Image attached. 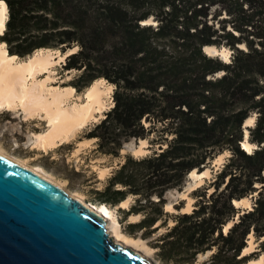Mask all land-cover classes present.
<instances>
[{
    "label": "trees",
    "instance_id": "obj_1",
    "mask_svg": "<svg viewBox=\"0 0 264 264\" xmlns=\"http://www.w3.org/2000/svg\"><path fill=\"white\" fill-rule=\"evenodd\" d=\"M3 3L9 19L1 40L11 54L76 49L63 64L77 71L75 87L101 78L115 86L114 104L86 134L97 140L98 151L118 154L128 141L149 140L152 152L127 155L99 191L102 203L114 205L136 196L131 209L122 211L144 217L128 224L129 233L144 229L142 237H150L161 216L169 215L166 193L182 190L190 172L202 170L219 151L233 150L209 185L214 191L208 199L204 191L198 207L177 214L153 246L174 264L192 263L208 250L214 252L201 264H244L247 236L264 234V0ZM148 19L153 22L144 24ZM207 45L230 46L232 61L208 55ZM256 110L248 140L258 147L247 152L241 146L243 124ZM251 195L252 209L224 233L240 212L233 201Z\"/></svg>",
    "mask_w": 264,
    "mask_h": 264
},
{
    "label": "rangeland",
    "instance_id": "obj_2",
    "mask_svg": "<svg viewBox=\"0 0 264 264\" xmlns=\"http://www.w3.org/2000/svg\"><path fill=\"white\" fill-rule=\"evenodd\" d=\"M225 16L228 15L224 14L223 16L220 17H225ZM8 19H9V9H8ZM218 24L219 23H217V26ZM228 27H230V25ZM220 48L221 49L227 48L229 50L228 59L224 60V58L221 55H218L217 57L225 62H231L234 56V49L227 45H223ZM53 50H59L60 53L59 52L58 53L59 54L62 53L60 49H53ZM35 51L36 50H34L31 54H27L25 56H20V55L18 56H20L21 58H26L29 55H32ZM57 54L55 55V57L58 58L59 55ZM65 60L66 59L64 58L63 60L57 62L53 66L54 76H53V80L51 81L52 83H50L49 86L55 85L61 88L66 86L75 87L73 84V80L75 79L77 71L64 70L63 64L65 63ZM221 74H223V72L216 74V76H220ZM46 75L47 73H44L39 78L44 79ZM87 88L88 87L78 89L77 87H75L76 94H82L83 100L86 99L84 94ZM113 91L110 96H107L108 106L105 109L104 114L106 111L110 109L111 103H113L112 102ZM76 100L77 99L73 101ZM24 115L25 114L21 109H16V110L0 109V147L3 148L5 151H7V153H9L10 155H14L18 158H21L22 160H25L31 166L33 165V166L42 167L48 174H51L55 179L61 181L64 188L70 195L72 194L83 195L84 199L88 202H93L96 204L102 203L101 200H99V191H102L105 188V186L108 183V180L113 176L115 171L118 168H120V166L124 163V161L127 158V155L130 154L134 157H141L143 155H146L147 153L152 152V148L150 147L144 148L143 152H139V153L136 152L135 148L140 146L139 140L141 139L139 140L133 139L131 141L126 142L118 154H107L98 151L96 139L86 143L85 142L81 143L86 139H90L87 137L86 134L90 131V129L94 126V124L99 122L105 116H101V117L98 116V119L90 120L83 128H81L78 131V133H76V135H74L69 140L65 141L62 145H59L55 149L45 151L43 149L34 147L33 141L35 139L34 133L42 132L47 128L48 125L47 121L42 116L36 117L34 119L31 118L29 120H24ZM251 116L255 117L254 122L249 128H246L247 130H245L244 132V139H243L244 141L246 137L247 139L249 138L250 128L256 126L257 119L259 117V112L257 110L252 111L248 117ZM244 125L245 122L243 126ZM146 140L148 143L149 140L148 139ZM255 147L258 146L256 145ZM255 147L252 148L251 152L254 149H256ZM220 155H222L221 159L217 160ZM233 155H234L233 150L225 149L219 151L214 156L213 159L208 160V162L205 164L207 166L205 169L207 168L210 169V174L208 177L204 179L202 185H200L199 187L197 186L196 188L193 187V189L188 191V187L190 186L191 183H193V180H190L189 177H187L186 185L183 187L182 190L173 189L168 191L166 193V205L168 203H172L174 209L171 208L170 210H168L166 208V205L164 206V212H167L169 215L161 216L158 222L153 226L154 228L159 226L158 229H156V231L153 232L150 237L147 238L142 237V234L144 233L143 232L144 229L136 230L133 234L129 233L128 231L127 226L129 223L140 222L144 217L143 214L144 212L143 213L132 212L131 214H126V212L122 211V210L129 211V209H131V206L135 203L136 196L129 195L127 197L128 201L125 206L120 205V203L117 205L106 203L110 208L114 210L115 221L119 223L120 230H122L123 233L127 235H130L138 239H142L145 245L150 247L151 250L146 251V247L141 248V247H136L134 245L131 246L129 245V246L132 247L133 250L135 251L137 250L136 252L141 253L143 256H145L148 260L152 261L154 264H174L173 262H168L163 260L159 256L158 248L153 246V241L156 238H159L165 232H167L169 228L175 224V216L177 214L184 212L182 209L186 207L189 199L183 198L180 192H187L188 193L187 196L192 198V207H193L191 210L192 212L193 209L198 207L197 206L198 202L203 197L202 195L204 191H207L206 199H208L209 195L214 191V187L209 185L211 184V182H213L216 179L218 173L223 169L224 165L233 157ZM103 169L107 170V172L104 174L102 172ZM248 198L250 199L249 202L250 207L248 208L246 206L240 205L241 206L239 208L240 212L236 216L237 218L239 214H242L246 209H252L254 202L253 196L251 195ZM177 206L179 208H177ZM147 210L148 212L152 213V211H154L155 209L148 207ZM157 212H155V214ZM232 221L233 220H230L229 222ZM225 227L226 225L223 227L224 233L228 230V229L226 230ZM248 237L249 235L247 236L246 239L247 245L249 244ZM263 237L264 234L260 238L253 234L255 249L246 254L242 253V256L245 255L247 256L246 262L252 259H257L264 253V241H261L263 240ZM213 252L214 250H208L204 253H199L196 256L194 262L188 264H201L203 261L210 259L211 254Z\"/></svg>",
    "mask_w": 264,
    "mask_h": 264
},
{
    "label": "water",
    "instance_id": "obj_3",
    "mask_svg": "<svg viewBox=\"0 0 264 264\" xmlns=\"http://www.w3.org/2000/svg\"><path fill=\"white\" fill-rule=\"evenodd\" d=\"M111 235L103 216L0 154V264H154Z\"/></svg>",
    "mask_w": 264,
    "mask_h": 264
},
{
    "label": "bare ground",
    "instance_id": "obj_4",
    "mask_svg": "<svg viewBox=\"0 0 264 264\" xmlns=\"http://www.w3.org/2000/svg\"><path fill=\"white\" fill-rule=\"evenodd\" d=\"M0 12H2L3 25L0 27V37L5 32L6 23L8 20V11L5 4H0ZM152 19H148L143 23H152ZM242 45V44H241ZM206 52L211 55H221L224 60L228 59L229 50L222 48L219 52L216 46L207 45L204 47ZM75 49H70L65 54H59V50L52 48H39L26 58H21L16 54L9 52L7 43L0 40V109L23 111L24 120L34 119L42 116L48 123L47 128L42 132L34 133V147L49 151L62 145L65 141L72 138L78 131L83 128L90 120L98 119V116H104V111L107 108V96H110L114 85L108 83L104 78L94 81L85 91V100L82 94H76V89L73 86L59 87L50 85L53 80V66L63 60L70 52ZM59 52V53H58ZM58 53V54H57ZM59 57H55V55ZM230 58V57H229ZM47 73L44 79L39 78L42 74ZM75 97V98H74ZM77 99L76 101H73ZM113 102V101H112ZM114 103H111L112 106ZM253 116L248 117L245 124L252 125L254 122ZM247 135V134H246ZM248 136V135H247ZM247 139V137H246ZM95 138L86 139L81 143H86ZM243 142V149L251 152L256 144L248 141ZM147 144L146 139L140 140V146L135 148L136 152H143ZM0 154L17 162L18 164L31 169L32 171L40 174L51 182L57 184L60 188H64L61 181L55 179L51 174H48L40 166H31L25 160L10 155L3 148L0 147ZM222 155L219 156L221 159ZM103 174L107 172L106 169L102 170ZM210 174V169H205L198 172L196 169L192 170L189 174V179L193 183L188 187V191L202 185L204 179ZM105 176V175H104ZM183 198L189 199L188 204L182 210L184 212H191L192 198L188 197L187 192H180ZM73 197L79 199L88 207L96 211L98 214L106 219L107 227L115 238V242L127 246L134 245L136 247L144 248L146 251L151 250L146 246L142 239H138L123 233L120 230L119 223L115 221L114 210L106 203L96 204L88 202L84 199L83 195L72 194ZM128 199L120 202V205L125 206ZM237 206L243 205L250 207V199L244 197L241 200H234ZM166 208L170 210L173 208L172 203H168ZM112 221V223H111ZM232 222L226 224L227 230ZM264 238V237H263ZM253 234H249L248 245L243 249V254L249 253L254 250ZM137 251V250H136ZM244 264H264V253L257 259H252Z\"/></svg>",
    "mask_w": 264,
    "mask_h": 264
},
{
    "label": "snow or ice",
    "instance_id": "obj_5",
    "mask_svg": "<svg viewBox=\"0 0 264 264\" xmlns=\"http://www.w3.org/2000/svg\"><path fill=\"white\" fill-rule=\"evenodd\" d=\"M0 4H3V0H0ZM2 12H0V27L3 25Z\"/></svg>",
    "mask_w": 264,
    "mask_h": 264
}]
</instances>
